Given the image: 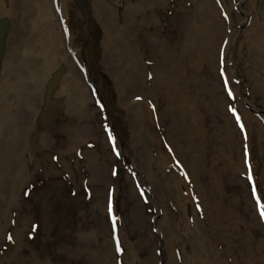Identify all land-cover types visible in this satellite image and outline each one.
<instances>
[{
    "label": "rangeland",
    "instance_id": "obj_1",
    "mask_svg": "<svg viewBox=\"0 0 264 264\" xmlns=\"http://www.w3.org/2000/svg\"><path fill=\"white\" fill-rule=\"evenodd\" d=\"M22 1L0 0V264H263L264 0H39L85 99L45 123Z\"/></svg>",
    "mask_w": 264,
    "mask_h": 264
},
{
    "label": "bare ground",
    "instance_id": "obj_2",
    "mask_svg": "<svg viewBox=\"0 0 264 264\" xmlns=\"http://www.w3.org/2000/svg\"><path fill=\"white\" fill-rule=\"evenodd\" d=\"M99 1H103V0H95L94 3H97ZM166 0H164L165 2ZM127 7H129V5L126 6V11L125 13L128 12ZM21 9L23 12L25 13H29L28 14V24L30 26V31L31 33L36 37H34V42L33 44H31V46L29 47V58L31 59V61L33 62L34 65V69L35 72L37 73L38 76H40V80H42V88L45 85L46 80L48 79V77L51 75L52 72L54 73H60L61 72V68L59 67V65L56 63L55 61V56L54 54L56 53V47H55V43L56 41H59V36L58 34L54 31L52 24H51V20L49 18V11L48 8L44 6V4L42 2L36 1V0H23L21 2ZM109 22V23H107ZM105 22L106 26L108 24L112 25V20L110 19L109 21ZM113 26V25H112ZM217 27L212 24L208 27L204 26L202 29V32H206V33H210L212 31V29H216ZM194 35H190L189 40H190V44L191 46H195L197 47V42H194ZM202 39V38H201ZM201 49H204V51H207L206 45L202 43ZM194 50V49H193ZM201 56H206L205 52H201ZM197 80V79H196ZM44 90H42L41 94H40V99H39V106L37 109V114H38V118L40 119V111L43 105V101L45 98L44 95ZM210 94V91H208V95ZM171 95H175L177 96V105L176 108H174L173 110L170 111H182L183 112V108L186 104H189L191 102H189V98L187 97V95L182 91L181 88L174 90ZM53 96L58 100H62L65 103V108L70 111L74 106H80L81 103L84 102V97H83V89L75 84L73 85L71 82H69L66 78H61L58 84V87L56 88V90L53 93ZM209 104V103H208ZM178 109V110H177ZM207 111V110H206ZM206 113V112H205ZM196 116V112L193 111V117L195 118ZM207 120L208 119H204L205 123L207 124ZM41 121V120H40ZM198 121V118H196V122ZM199 130L200 132L203 131V133L205 134V130L201 127V128H197L195 129V133L196 135L199 134ZM193 138V137H190ZM180 140L183 141V145H184V149L182 147L178 148L177 151L181 152H187V153H194L195 150L194 149L197 147V141L195 139H186L184 137L180 138ZM194 149V150H193ZM196 156V155H195ZM199 165V164H198ZM196 165L194 167L195 171H196V167L198 166ZM201 167L204 168V162L203 164H201ZM198 174V172L196 173V175ZM118 235H120V238H123V232H120V228L117 230ZM194 242L197 243V235L193 236ZM196 249H199L200 252L202 253L203 251V247H201V245L198 243L196 245ZM132 256L136 259H138V256L136 253H132ZM181 259L183 260V258L181 257ZM132 261V260H131ZM186 260H183V262H185ZM259 262L264 264V258L261 257V259H259ZM201 264H212V260L210 258H204L202 260H200ZM133 264H135L133 262Z\"/></svg>",
    "mask_w": 264,
    "mask_h": 264
},
{
    "label": "water",
    "instance_id": "obj_3",
    "mask_svg": "<svg viewBox=\"0 0 264 264\" xmlns=\"http://www.w3.org/2000/svg\"><path fill=\"white\" fill-rule=\"evenodd\" d=\"M7 27L8 25L5 21H0V57L3 52L2 43L6 34ZM54 85H55V79L50 83L48 91H51ZM48 110L50 111L48 112L47 117L52 119L59 113L60 107L50 105L48 106Z\"/></svg>",
    "mask_w": 264,
    "mask_h": 264
},
{
    "label": "snow or ice",
    "instance_id": "obj_4",
    "mask_svg": "<svg viewBox=\"0 0 264 264\" xmlns=\"http://www.w3.org/2000/svg\"><path fill=\"white\" fill-rule=\"evenodd\" d=\"M229 95H231V92H229ZM253 192L255 194V189H253ZM109 211H111V207H109ZM262 217H264V212L261 213Z\"/></svg>",
    "mask_w": 264,
    "mask_h": 264
}]
</instances>
